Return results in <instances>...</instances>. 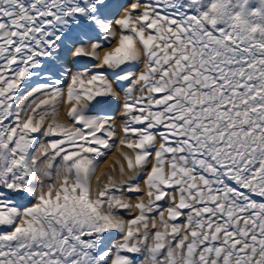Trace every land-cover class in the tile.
Returning <instances> with one entry per match:
<instances>
[{"label": "snow or ice", "instance_id": "1", "mask_svg": "<svg viewBox=\"0 0 264 264\" xmlns=\"http://www.w3.org/2000/svg\"><path fill=\"white\" fill-rule=\"evenodd\" d=\"M0 264H264V0H0Z\"/></svg>", "mask_w": 264, "mask_h": 264}, {"label": "bare ground", "instance_id": "2", "mask_svg": "<svg viewBox=\"0 0 264 264\" xmlns=\"http://www.w3.org/2000/svg\"><path fill=\"white\" fill-rule=\"evenodd\" d=\"M122 101H123V93L121 92L120 99L119 100H114L110 104L111 114H113L115 119H116V126H117L118 135H122V133L120 132V125H121V122H122V118H121V115H120V111H121L120 110V104L122 103ZM61 116L63 118H65V119H67L64 108L61 109ZM116 143L119 144V141L116 140ZM117 158L122 159V157H120L119 151L116 150V149H113L111 152L108 153V157L106 158L107 162L106 163L102 162L100 171L108 170L110 168V166L115 162V160ZM98 174H99V172H98ZM116 177H117V180H119L121 178L120 174H119V171H118V166H117ZM105 179H106V177H105ZM93 183L95 184V180L93 181Z\"/></svg>", "mask_w": 264, "mask_h": 264}, {"label": "rangeland", "instance_id": "3", "mask_svg": "<svg viewBox=\"0 0 264 264\" xmlns=\"http://www.w3.org/2000/svg\"><path fill=\"white\" fill-rule=\"evenodd\" d=\"M258 198V197H257Z\"/></svg>", "mask_w": 264, "mask_h": 264}]
</instances>
